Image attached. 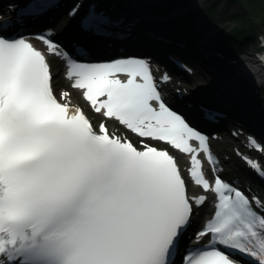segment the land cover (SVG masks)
<instances>
[{
	"label": "snow or ice",
	"instance_id": "obj_1",
	"mask_svg": "<svg viewBox=\"0 0 264 264\" xmlns=\"http://www.w3.org/2000/svg\"><path fill=\"white\" fill-rule=\"evenodd\" d=\"M12 24L0 25V264H241L232 258L236 253L264 264V204L219 175L214 183L205 178L198 153L216 164L209 138L165 102L147 60L92 61L74 44L73 52L85 57L76 59L54 41L51 28L36 37L65 59L66 78L83 90L94 113L142 138L138 148L103 122L97 131L67 101L70 93L58 100L45 55L22 34H3ZM113 24L110 14L96 9L79 20L81 31L96 36H107ZM205 116L216 119L212 112ZM145 140L191 154V179L215 194L214 212L191 244L185 234L208 196L190 198L177 159ZM249 145L260 147L251 137ZM247 163L264 178L258 163Z\"/></svg>",
	"mask_w": 264,
	"mask_h": 264
},
{
	"label": "bare ground",
	"instance_id": "obj_2",
	"mask_svg": "<svg viewBox=\"0 0 264 264\" xmlns=\"http://www.w3.org/2000/svg\"><path fill=\"white\" fill-rule=\"evenodd\" d=\"M9 1V0H7ZM140 3H138V2ZM227 1V0H226ZM128 5L127 8H125V11H127L129 14H131V20L134 23V25L136 26L135 32H136V36L131 40L128 41V39H125L124 41H128L127 43H129L130 45H136L139 44L140 42H145L144 44L147 46H151L154 45L156 48H160L163 46L165 47L166 44L168 42L165 41H169L171 39V36L169 33H163L162 37L165 39L164 41H159L156 39H150V40H142L143 36L146 34H150V37L156 36L158 35V30L160 28V26L165 22L164 18H156L155 14H149V12H151L150 10V4L151 2H148L147 0H128ZM195 4L200 7L202 2L201 0H196ZM185 6H181V9H184ZM60 13V12H59ZM62 26V27H61ZM61 26H57V29L60 30L61 32L64 33H68L69 32L63 28L64 24H61ZM219 28H214L212 29L213 33H216L218 31ZM170 31V30H168ZM208 32V30L206 31ZM211 32V31H209ZM79 33H85V32H79ZM206 34V33H205ZM91 36L90 40H92L91 44L93 47H102L103 45H100V42L98 40H95L96 36L89 34ZM71 36V35H70ZM259 36L264 37V31L259 33ZM84 38L83 36H79ZM212 38H209L206 36H202V38L200 39V41L198 42L200 45H206L208 46L209 41ZM241 39H244V35L241 34ZM175 42H178L175 40ZM183 45H186L187 43L184 42H180ZM151 44V45H149ZM99 45V46H98ZM105 47V46H104ZM103 47V48H104ZM186 51L188 49H185ZM264 54V51L262 52ZM198 54V53H197ZM200 54V53H199ZM254 55V54H253ZM230 59L231 58H226V61H215L212 59V62H209V65H211L213 67V69L217 72H221L224 70L225 73H228L229 76L232 77L233 79V85L234 87H230L229 91L226 95V98L230 99V103H231V107L236 109L238 112L240 111L241 115H243L244 117H246V114H249L251 116H253L252 120L249 124L248 127L252 126L253 122L258 121L261 125V121L260 119L255 116L257 109L255 107V105L253 104V100H246L244 98V94H245V89L246 87H251L253 88V86H257L259 85V83H264V78L262 79V77H264V73L260 74V71H253L249 76L248 74L245 72V66L242 65V69L241 67H237V65L235 64V66L233 68H229L227 66V63L230 64ZM249 62H253V60H250ZM207 63V62H204ZM222 66H224L223 70H222ZM237 68V71H236ZM251 71H252V67H251ZM53 84L57 89H61L62 86H66V81L62 78V76L60 75V73L58 72V68L54 66L53 70ZM213 72V71H212ZM214 73V72H213ZM250 81L253 82V86L250 85ZM220 89V85L218 86ZM206 88H208V85L206 86ZM233 91L235 93L236 96H233ZM78 93L77 89H73L71 91V96L75 95ZM248 103H251L248 104ZM255 120V121H254ZM262 122L264 123V119L262 120ZM259 123H255V126H257ZM254 127V126H253ZM207 207V203L204 204V208Z\"/></svg>",
	"mask_w": 264,
	"mask_h": 264
},
{
	"label": "rangeland",
	"instance_id": "obj_3",
	"mask_svg": "<svg viewBox=\"0 0 264 264\" xmlns=\"http://www.w3.org/2000/svg\"><path fill=\"white\" fill-rule=\"evenodd\" d=\"M200 9L201 11L199 10L200 12L196 14L193 22L196 25V27L201 26V28L204 29V31H202L204 36L207 35V37H211V35L213 34L212 29L219 28V26H221V28L216 32L217 34L216 38H219V37L225 36L226 34L229 35L230 33H233L234 31L233 29L237 27L239 28L245 25L246 28H249V25L247 24L251 22L253 23L255 34H258L264 31V22H263L264 21V2H261L260 0L237 1L235 4H232L231 6L227 4L226 0H204L201 4ZM232 11L243 13V17L240 18V15H239V16H236V19L233 18L230 14V12ZM243 22H244V25H242ZM207 30L208 32H205ZM173 38H175L174 35H173ZM190 42H197V40L194 39L193 41H190ZM211 42H209V44ZM250 46L251 48H254L256 46V40L252 42ZM263 87H264V83H263ZM246 94L251 95L252 91L250 90L246 92Z\"/></svg>",
	"mask_w": 264,
	"mask_h": 264
},
{
	"label": "trees",
	"instance_id": "obj_4",
	"mask_svg": "<svg viewBox=\"0 0 264 264\" xmlns=\"http://www.w3.org/2000/svg\"><path fill=\"white\" fill-rule=\"evenodd\" d=\"M233 2V0H228V3H232ZM189 16H190V14H188V15H186L185 16V20H186V18H189ZM177 23H178V25L179 26H185L187 23H186V21H184V20H178L177 21ZM186 27L187 28H192L191 26H187L186 25ZM236 34H238V39L240 40V41H243L244 42V40H246L247 41V38L245 37V35H247V31H236ZM241 34H243L244 35V39L242 40L241 39ZM231 38V37H230ZM230 38H226V39H228V41H231V40H233L232 38L230 39ZM219 41H221L220 39H219ZM238 42V43H235V45L236 46H240V47H242L243 45L241 44V42Z\"/></svg>",
	"mask_w": 264,
	"mask_h": 264
}]
</instances>
